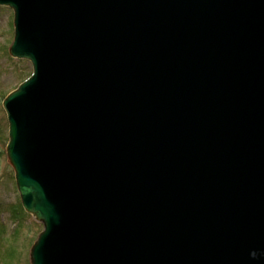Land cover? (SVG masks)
I'll return each instance as SVG.
<instances>
[{"label": "water", "instance_id": "1", "mask_svg": "<svg viewBox=\"0 0 264 264\" xmlns=\"http://www.w3.org/2000/svg\"><path fill=\"white\" fill-rule=\"evenodd\" d=\"M0 6L29 264H264V0Z\"/></svg>", "mask_w": 264, "mask_h": 264}, {"label": "rangeland", "instance_id": "2", "mask_svg": "<svg viewBox=\"0 0 264 264\" xmlns=\"http://www.w3.org/2000/svg\"><path fill=\"white\" fill-rule=\"evenodd\" d=\"M13 37V22L11 10L4 6L0 9V226L5 229V241L4 246L9 244L10 234L15 228V224H12L8 217L7 210L9 205H12L16 197H19L16 184H14V173L7 163L5 146L7 143V120L4 109L2 108L3 95L19 84L18 75H27L31 71V65L29 61L24 59H16L8 54V47ZM3 51H7L5 55ZM10 58V59H9ZM30 216V215H29ZM31 219H27L22 226V231L19 235L15 236V243L12 249L15 253L9 258H6V264H29L30 261L29 251L30 246L36 239L37 233L42 229L41 226L36 229V232L32 231L31 223H38L32 216ZM5 261V262H6ZM0 264H4L0 260Z\"/></svg>", "mask_w": 264, "mask_h": 264}, {"label": "trees", "instance_id": "3", "mask_svg": "<svg viewBox=\"0 0 264 264\" xmlns=\"http://www.w3.org/2000/svg\"><path fill=\"white\" fill-rule=\"evenodd\" d=\"M1 8H4V7L0 6V9ZM3 52L5 55L7 54V51H3ZM28 75L29 74L24 75V76L18 75L19 82L24 80L25 78H27ZM5 95H3V96H5ZM9 206H10L9 209L7 210L8 217L11 220L12 224H15V228H14L13 232H11V234H10L9 244L7 246H4V248L2 249V246L4 245V241H5V238H4L5 229L0 226V260L4 264L7 263V261L5 259L6 258L10 259V257L15 253V250L12 249L13 244L16 241V240H14L15 236L19 235L21 233L22 226L25 224V221L29 218L31 219V217L28 215V213H26L23 210L22 205H20L19 197H16L13 204L9 205ZM31 226H32V231H34V232H36V229L39 228V230H40V228H41V226H38V223H31Z\"/></svg>", "mask_w": 264, "mask_h": 264}]
</instances>
